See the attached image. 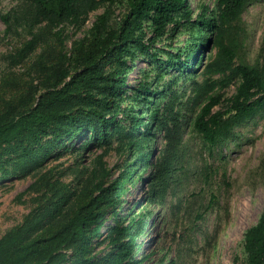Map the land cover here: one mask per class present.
<instances>
[{
  "label": "trees",
  "instance_id": "16d2710c",
  "mask_svg": "<svg viewBox=\"0 0 264 264\" xmlns=\"http://www.w3.org/2000/svg\"><path fill=\"white\" fill-rule=\"evenodd\" d=\"M107 1L115 0H33L38 13L54 22L57 47L41 44L32 31L17 49V58L28 59L35 75L28 71V78L14 73L4 77L0 178L36 169L28 186L36 203L0 237V264H65L69 259L78 264H141L146 256L136 257L137 237L147 223L148 203L164 205L196 171L187 157V125L214 145L264 111V65L235 60L243 40L240 21L252 0H216L211 14L203 4L195 17L189 0H125V12L116 21L106 9L81 35L66 34L68 24L81 28L89 12ZM180 23L192 24L191 33L169 61L186 75L198 70L204 74L201 82L193 77L196 92L185 102L174 92L164 103L157 96L145 106L143 92L124 95L128 69L140 55L158 56L156 42ZM109 62L111 68L106 67ZM214 72L224 75V85L239 77L236 91L221 108L215 106L223 95L213 91L217 83L207 77ZM201 99L200 109L190 117ZM121 112L124 117H118ZM112 148L118 160L109 166L105 157ZM56 149L74 153V162L52 164L49 158ZM66 170L76 184L65 179ZM144 172L149 175L144 200L138 209L122 214L124 196ZM102 241L109 249L100 255ZM244 251L242 264H264V209L245 232Z\"/></svg>",
  "mask_w": 264,
  "mask_h": 264
},
{
  "label": "rangeland",
  "instance_id": "374dc122",
  "mask_svg": "<svg viewBox=\"0 0 264 264\" xmlns=\"http://www.w3.org/2000/svg\"><path fill=\"white\" fill-rule=\"evenodd\" d=\"M193 7V17L202 10V5L209 7L208 14L217 7L216 0H189ZM125 0H115L99 5L89 12L84 25L77 29V24H68L66 34L73 37L81 35L89 27L96 15L108 9L111 19L116 21L125 12ZM217 12V11H216ZM49 18L41 16L33 0H0V96L5 76H32L31 62L28 59L18 60L17 49L31 37L32 31L46 43L56 49L57 42L53 35L55 26ZM174 26V24H171ZM192 24L180 23L156 42L158 56L151 53L140 55L135 64L128 69L124 95L143 92V105H149V99L161 96L164 103L175 92L180 102L192 96L196 83L193 77L201 82L204 74L198 70L197 75H186L170 64L179 47H183L191 33ZM149 32V26H146ZM76 31V32H75ZM239 31L242 43L236 62L246 60L250 63L264 65V0H252L243 11ZM173 32V33H172ZM172 33V34H171ZM67 39L68 48L72 38ZM216 50L214 49V53ZM213 53V54H214ZM209 55L204 56V62ZM111 68L109 62L106 65ZM206 77V76H205ZM209 80L217 85L213 91L223 95V101L215 108L226 106L227 98L236 91L239 77L231 78L227 85L221 83L224 75L219 72L209 73ZM37 81V80H36ZM20 84L23 82L20 80ZM153 90L150 93L147 89ZM149 92V93H148ZM203 99L190 111L193 116L201 107ZM124 117L121 112L118 117ZM128 120H123L124 125ZM236 134L214 145H209L196 132L190 131L187 125L185 137L189 145V155L195 173L176 193H171L164 205L150 202V210L144 231L137 237L136 257L146 256L141 264H242L245 261L244 235L246 230L255 224L264 209V111L235 127ZM159 146L164 140L161 133L157 136ZM117 139L113 143L116 144ZM94 146L87 153L90 162ZM49 158L52 164L69 165L74 162V153L68 150H55ZM92 156V157H91ZM109 166H113L118 155L112 148L105 157ZM60 169V168H59ZM36 169L0 178V237L10 228L20 223L24 215L35 206V192L28 189L34 180ZM139 178L124 196L120 208L126 214L130 207L138 209L145 198L148 172ZM66 180L73 178L72 171L66 170ZM103 228L102 237L107 233ZM102 241L97 246L98 254L107 252L109 247ZM71 256V252H68ZM166 256L163 260H160ZM65 264H78L69 259Z\"/></svg>",
  "mask_w": 264,
  "mask_h": 264
}]
</instances>
